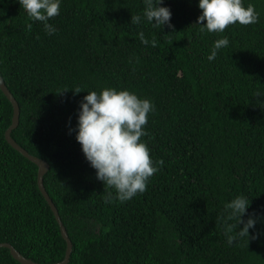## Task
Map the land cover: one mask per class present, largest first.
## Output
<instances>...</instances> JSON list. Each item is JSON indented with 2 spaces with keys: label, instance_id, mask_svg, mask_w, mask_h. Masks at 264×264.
Wrapping results in <instances>:
<instances>
[{
  "label": "trees",
  "instance_id": "16d2710c",
  "mask_svg": "<svg viewBox=\"0 0 264 264\" xmlns=\"http://www.w3.org/2000/svg\"><path fill=\"white\" fill-rule=\"evenodd\" d=\"M250 3L258 23L200 33L199 0H163L174 29L152 27L144 0H61L49 36L19 0H0V75L21 108L12 136L50 165L44 184L73 242L68 264H264V96H253L264 93V0H243ZM139 31L157 46H145ZM223 36L229 45L209 61ZM105 87L155 105L141 140L164 164L124 203L105 204L115 190H105L76 139L81 101ZM12 117L0 89V242L36 262H59L67 242L37 164L5 138ZM237 196L250 203L243 219L256 223L249 239L229 245L217 221ZM227 223L233 233L243 227ZM0 264L21 263L1 247Z\"/></svg>",
  "mask_w": 264,
  "mask_h": 264
},
{
  "label": "clouds",
  "instance_id": "9594fccd",
  "mask_svg": "<svg viewBox=\"0 0 264 264\" xmlns=\"http://www.w3.org/2000/svg\"><path fill=\"white\" fill-rule=\"evenodd\" d=\"M19 3L30 21L43 23L49 36L58 31L49 20L60 14L61 0H19ZM144 5L143 17L152 27L161 29L167 25L174 29L172 12L169 7L162 6L163 0H144ZM199 8L202 14L196 24L201 25L200 33H223L236 23L247 26L259 22L260 14L255 5L250 3L245 7L243 0H199ZM141 21V15L132 14V25L138 26ZM32 27V23H26L25 30L31 33ZM138 37L145 46H157L154 36L149 41L144 32L139 31ZM228 45L227 36L215 40L208 60H214L218 51ZM81 91L79 87L74 88L77 94ZM253 96H264V93L257 90ZM154 111L155 105L150 99L141 98L127 89L105 87L99 93L88 92L81 101L76 139L86 159L96 169L97 179L104 182L105 190H115V195L108 192L104 197L105 204L117 200L124 203L142 194L150 178L163 166L162 159L153 161L148 145L141 140L148 135L145 126L149 114ZM249 204L246 197L237 196L225 205L227 216L218 218L217 222L223 221L226 226L229 245L238 238L249 239V229L255 227L254 217L243 219ZM231 220H236L238 225L243 224V227L233 233L236 225L227 223Z\"/></svg>",
  "mask_w": 264,
  "mask_h": 264
},
{
  "label": "water",
  "instance_id": "95a60500",
  "mask_svg": "<svg viewBox=\"0 0 264 264\" xmlns=\"http://www.w3.org/2000/svg\"><path fill=\"white\" fill-rule=\"evenodd\" d=\"M0 89L2 92L6 95V97L10 100V102L13 105V117H12V122L10 126L7 128L5 131V138L8 141V143L18 150L21 154H23L26 158H28L30 161L34 162L38 166V186L42 194L44 195L45 199L47 200L48 204L50 205L57 222L59 223L60 230L62 233L63 238L67 242V247H66V252L63 260L59 262H55L52 264H68L70 262V257L71 253L73 250V242L71 238L69 237L68 231L66 226L63 223V220L60 216L59 210L54 203L53 199L49 195L48 191L46 190L45 184H44V176L48 172L50 165L49 163L44 160L43 158H40L38 156H35L31 154L28 150L23 148L12 136V131L17 128L19 122H20V113H21V108L19 105V102L17 99L13 96L12 92L9 90L7 84L5 83L4 79L0 75ZM1 247H6L10 250L11 255L18 260L21 264H43L36 262L32 260L31 258H28L24 256L19 250H17L11 243L9 242H0V248Z\"/></svg>",
  "mask_w": 264,
  "mask_h": 264
}]
</instances>
